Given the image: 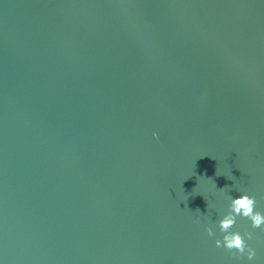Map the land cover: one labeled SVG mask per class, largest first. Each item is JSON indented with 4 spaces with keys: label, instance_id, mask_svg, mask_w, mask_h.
I'll use <instances>...</instances> for the list:
<instances>
[{
    "label": "water",
    "instance_id": "95a60500",
    "mask_svg": "<svg viewBox=\"0 0 264 264\" xmlns=\"http://www.w3.org/2000/svg\"><path fill=\"white\" fill-rule=\"evenodd\" d=\"M245 193L264 0H0V264H264L215 246Z\"/></svg>",
    "mask_w": 264,
    "mask_h": 264
},
{
    "label": "clouds",
    "instance_id": "9594fccd",
    "mask_svg": "<svg viewBox=\"0 0 264 264\" xmlns=\"http://www.w3.org/2000/svg\"><path fill=\"white\" fill-rule=\"evenodd\" d=\"M229 200L227 214L218 222L219 231L223 234L222 239H216L215 246L232 253L233 259L237 261L245 256L248 261H252L256 256V252L246 241L252 240L254 233L247 232L242 236L239 232H232L231 229L235 226L237 217H239L250 221L252 229L264 231V213L256 211L257 200L255 196H249L245 193L238 198H232L229 195ZM197 211L199 210L197 209ZM205 231L210 238L215 235L211 226H207Z\"/></svg>",
    "mask_w": 264,
    "mask_h": 264
}]
</instances>
